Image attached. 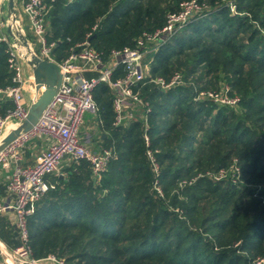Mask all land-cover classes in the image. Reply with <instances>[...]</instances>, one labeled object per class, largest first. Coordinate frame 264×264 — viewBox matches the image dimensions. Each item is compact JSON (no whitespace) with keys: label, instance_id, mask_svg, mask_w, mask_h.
<instances>
[{"label":"trees","instance_id":"obj_1","mask_svg":"<svg viewBox=\"0 0 264 264\" xmlns=\"http://www.w3.org/2000/svg\"><path fill=\"white\" fill-rule=\"evenodd\" d=\"M183 1L54 0L46 37L57 60L87 33L107 58L112 49L134 46L143 31L162 27ZM198 1L208 12L177 29L149 62V77L168 79L179 71L182 82L162 89L147 77L141 84L158 173L146 153L142 122L113 127L111 90L98 85L94 99L112 127L114 155L99 180L85 160L54 175V186L27 220L35 258L264 264V0H234L233 11L225 0ZM5 48L0 43L3 86L11 82ZM218 81L238 97L233 106L195 98L199 90L222 92ZM10 107L0 97V113ZM220 171L224 175L216 178ZM13 237L15 247V226Z\"/></svg>","mask_w":264,"mask_h":264},{"label":"built area","instance_id":"obj_2","mask_svg":"<svg viewBox=\"0 0 264 264\" xmlns=\"http://www.w3.org/2000/svg\"><path fill=\"white\" fill-rule=\"evenodd\" d=\"M53 1L20 0L29 19L36 54L59 65L61 80L36 122L0 149V166H6L9 170L6 188L15 196V227L20 239L17 246L9 252H4L2 264H40L43 259L65 264L54 255L45 258L33 256L27 220L34 211L35 203L51 188L46 177L56 173L66 158L75 163L87 161L93 176L99 180L109 159L114 155V151L109 147L101 149L89 147L80 136L85 113L98 110L94 99V91L98 85L106 84L111 90L113 127L127 125L133 120L142 122L146 153L154 172L158 173L159 166L154 150L150 147L148 132L150 106L141 94V84L149 77V62L143 61V55L148 49L155 51L196 14H203L209 10L206 4L198 0H186L181 3L179 11L167 14L162 27L153 31H143L132 47L112 49L108 57L104 58L102 52L91 44L88 38L90 33H87L86 38L75 43L66 57L57 60L52 54L54 42L47 40L45 26L46 16ZM225 1L233 11L234 0ZM4 24L0 12V43H6L7 65L11 71V82L4 86L0 84V97L11 102V107L4 114L0 113V135L9 122L17 125L26 116L28 109L22 90L24 79L21 59L29 57V54L20 39L12 40L10 33L3 30ZM5 25L9 26L11 33L16 30L11 19ZM31 49L34 51L32 47ZM87 71L91 74H86ZM148 81L167 89L182 82V74L176 71L168 79L156 76L149 77ZM28 88L33 92V101L36 100L42 88L36 89L34 77L28 83ZM222 93L213 89L199 90L195 98H208L221 104L229 102L235 104L238 100L237 96L231 95L222 98V95H227ZM38 136H46L50 141L32 165H22L19 149L27 141ZM235 169L238 170L237 167ZM223 175L224 172L220 171L216 178ZM154 184L157 187L156 181ZM6 208L7 205L0 200V213Z\"/></svg>","mask_w":264,"mask_h":264},{"label":"crops","instance_id":"obj_3","mask_svg":"<svg viewBox=\"0 0 264 264\" xmlns=\"http://www.w3.org/2000/svg\"><path fill=\"white\" fill-rule=\"evenodd\" d=\"M17 2H20V0H14V11H11L8 8V0L6 6L2 4V0H0V12L1 16L3 18V21H5V24L10 19L13 20V27L15 31L14 33L10 32V37L12 40L20 39L21 35H24L28 44L34 49V52L37 53L36 46L34 44V41L29 40V32L26 29L25 24L22 22V18L20 13L17 10ZM21 4V3H20ZM22 6V5H21ZM3 25V30L7 31L9 26ZM19 31V32H18ZM8 32V31H7ZM21 32V33H20ZM28 35V36H27ZM21 65L23 70V96L25 100V104L29 106L31 102L33 101V92L28 88V83L33 79V70L32 66L28 63V59L24 58L21 59ZM86 74H91L90 71H87ZM98 110L95 112H86L87 119L91 118V121L88 123H85V121L82 124V128L80 129V133L85 130L87 133V138L82 139L85 143L94 144L95 147L93 149H101L104 147H112L113 145H108L109 142V136L111 137V129L112 127L107 126L105 123L104 118L101 116V112L99 110V105L97 104ZM84 115V118H85ZM10 125V124H9ZM128 125V124H127ZM126 125H124L125 127ZM10 129V126H6L4 132L2 135H0V138L3 137V135ZM50 141V139L46 136H38L36 138H33L29 141H27L20 149V163L22 165H32L37 157L39 156L41 150L44 149L46 144ZM71 160L66 158L60 165L59 170L56 173H53L51 175H48L46 177L47 182L51 187L54 186L53 177L54 175H60L64 176L67 173V170L69 166L71 165ZM9 173V170L6 166H0V200H2L6 205L7 208L0 213V263L5 257L4 252H9L13 247V232H14V226H15V210H14V194L10 193L6 188V177Z\"/></svg>","mask_w":264,"mask_h":264},{"label":"water","instance_id":"obj_4","mask_svg":"<svg viewBox=\"0 0 264 264\" xmlns=\"http://www.w3.org/2000/svg\"><path fill=\"white\" fill-rule=\"evenodd\" d=\"M8 8L14 11V0H8ZM7 31L10 33V28ZM21 44L29 54V57L26 58L32 66L36 89L42 88V90L37 99L32 101L28 106L26 116L14 128L8 130L0 139V149L13 140L20 132L26 131L36 122L61 80V69L55 61L43 59L37 55L31 49L24 35H21Z\"/></svg>","mask_w":264,"mask_h":264},{"label":"rangeland","instance_id":"obj_5","mask_svg":"<svg viewBox=\"0 0 264 264\" xmlns=\"http://www.w3.org/2000/svg\"><path fill=\"white\" fill-rule=\"evenodd\" d=\"M19 1V0H18ZM2 4L4 5V6H6V4H7V0H2ZM17 10H18V12L20 13V15H21V18H22V22L25 24V26H26V29H27V31L29 32V36H28V38H29V40H30V38H31V40H33L34 41V36L32 35V30H31V26H30V23H29V19H28V16H27V14H26V12L23 10V8H22V6H21V4H20V2H17ZM36 46V45H35ZM152 50H150V49H148L145 53H144V55H143V61L144 62H150V59H151V56H152ZM218 83H219V85H218ZM218 83H216V86L218 85V86H220L219 87V89H221L222 90V94H227V95H222V98H226V97H228L229 96V94L228 93H226L225 92V90L227 89V85L230 87V85L228 84V83H226L225 81H218ZM217 86V87H218ZM228 87V88H229ZM211 89V88H210ZM201 99H203V98H201ZM223 104H225V105H229L230 107L231 106H233V104L232 103H223ZM87 114L85 115V118H84V121H85V123H88L89 121H91V118H88L87 119ZM82 128V127H81ZM81 131V130H80ZM80 136H81V138H83V139H85V138H87V133H86V131L85 130H83L81 133H80ZM109 138V142H110V140H111V137L109 136L108 137ZM1 139V138H0ZM108 142V143H109ZM88 145H89V147H91V148H94L95 147V145L94 144H90V143H88ZM40 264H57V263H55V262H53V261H50V260H46V259H43V260H41L40 261Z\"/></svg>","mask_w":264,"mask_h":264},{"label":"bare ground","instance_id":"obj_6","mask_svg":"<svg viewBox=\"0 0 264 264\" xmlns=\"http://www.w3.org/2000/svg\"><path fill=\"white\" fill-rule=\"evenodd\" d=\"M10 124V125H9ZM16 125V123H13V122H9L6 126H10V129L12 128V127H14ZM9 129V130H10Z\"/></svg>","mask_w":264,"mask_h":264}]
</instances>
